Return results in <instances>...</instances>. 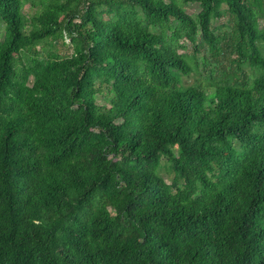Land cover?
<instances>
[{
    "label": "trees",
    "instance_id": "1",
    "mask_svg": "<svg viewBox=\"0 0 264 264\" xmlns=\"http://www.w3.org/2000/svg\"><path fill=\"white\" fill-rule=\"evenodd\" d=\"M0 22V264H264V0Z\"/></svg>",
    "mask_w": 264,
    "mask_h": 264
},
{
    "label": "rangeland",
    "instance_id": "2",
    "mask_svg": "<svg viewBox=\"0 0 264 264\" xmlns=\"http://www.w3.org/2000/svg\"><path fill=\"white\" fill-rule=\"evenodd\" d=\"M181 7L188 14H196L199 11V7L196 4H187V5L181 4ZM24 11L27 12L28 11V8L25 7L24 8ZM223 22H224V19H221V20L215 22V26L221 25V23H223ZM3 27H4L3 24L0 22V38L2 37V34L4 32V28ZM260 27L261 28H264V22H261ZM65 43L68 46L63 47L61 45V43H58V44L55 45V49L58 51L59 54H61L63 56H67V55H70L72 53V50H71V48L69 46V40L68 39L65 40ZM192 81H193V77H190V78L184 80V84H186V85L191 84ZM97 103L100 104V103H103V102L99 98H97ZM163 175H166V174L163 172ZM163 177L165 178V180L167 181V183H169L170 179L167 176H163Z\"/></svg>",
    "mask_w": 264,
    "mask_h": 264
}]
</instances>
